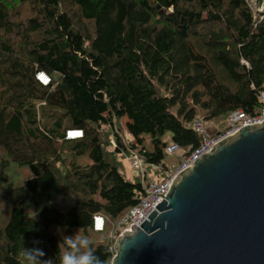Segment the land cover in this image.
<instances>
[{"label":"trees","instance_id":"trees-1","mask_svg":"<svg viewBox=\"0 0 264 264\" xmlns=\"http://www.w3.org/2000/svg\"><path fill=\"white\" fill-rule=\"evenodd\" d=\"M262 92L264 10L249 0H0V182L12 163L34 175L0 183V264H27L31 248L59 264L65 236L103 232L144 195L126 155L166 168L168 144L202 143L196 118L255 114ZM114 241L89 243L102 264Z\"/></svg>","mask_w":264,"mask_h":264},{"label":"water","instance_id":"water-1","mask_svg":"<svg viewBox=\"0 0 264 264\" xmlns=\"http://www.w3.org/2000/svg\"><path fill=\"white\" fill-rule=\"evenodd\" d=\"M156 207L110 264H264V121L214 143Z\"/></svg>","mask_w":264,"mask_h":264},{"label":"built area","instance_id":"built-area-1","mask_svg":"<svg viewBox=\"0 0 264 264\" xmlns=\"http://www.w3.org/2000/svg\"><path fill=\"white\" fill-rule=\"evenodd\" d=\"M39 81L47 84L50 79L48 75L43 72L38 73ZM261 107L259 111L255 114H247L242 110H237L229 113L226 118V126L219 129L215 134L208 135L207 125L208 121L204 120L202 117L196 118L192 122V128L203 136L202 143L196 149L185 150L176 143H170L165 148V153L168 156H175L179 160V165H166L165 176L158 180L151 174L155 175L156 172L160 171L161 167L157 165L151 166V174L147 173L146 165L143 159L136 153L132 154V165L141 174L144 181L145 193L140 198V201L131 207L118 221L115 222L114 229L111 233V238L116 240V238L122 233L126 228H129L131 224L140 225L148 215L155 210L156 205L160 203L165 195L167 194L173 179L182 172L185 168L190 166L193 161L206 152H209L214 143L219 142L230 134L236 132L244 126L255 124L264 121V92L260 94ZM82 136V131L80 129H73L67 132V139H76ZM124 142H128L132 139L130 133L126 132L124 135ZM105 219L101 215L94 217V230L103 231L105 227Z\"/></svg>","mask_w":264,"mask_h":264},{"label":"rangeland","instance_id":"rangeland-1","mask_svg":"<svg viewBox=\"0 0 264 264\" xmlns=\"http://www.w3.org/2000/svg\"><path fill=\"white\" fill-rule=\"evenodd\" d=\"M249 2L255 11L264 10V0H249ZM37 78H38V73H37ZM201 114L203 116L202 112H201ZM213 121L215 124H212V125L209 124L211 126L209 128V130H212V131H208L209 134L215 133L217 131V128L222 129L227 124L226 118L225 119L224 118H218V119H214ZM124 126H125V123H124V121H122L120 123L119 127L122 129L123 132L126 131ZM114 140L115 139H112V141H111L112 146H114ZM144 144L147 147V149L152 148L151 138L149 135H145ZM137 150H139V149H137ZM5 157H6L5 151L0 147V163H1L2 159ZM164 163H165V165H169V166L175 165V164L179 165V160L175 156H168L167 155ZM124 165H125L126 174L128 176L131 177L132 175H136L138 173V170L132 165V154H128L124 157ZM160 167H161L160 169L165 170V168L162 165H160ZM0 168H1V166H0ZM2 171H4V173L8 176L7 180L6 179L1 180L0 183L3 186H8L10 184L15 185V186L22 185L26 180L31 179L34 176L32 168L28 164L19 165L16 163H12L9 166H7L6 168H4ZM146 172L149 174L152 173L151 170H148V169ZM0 177H1V175H0ZM32 210H33L32 205L26 206V211H27L26 215L28 217H32V215H33ZM114 226H115V224L113 225L112 222L108 223L106 229L103 232H92L90 234V236L87 237V240L93 246H97L98 244H101V243H108V241L111 239V233L114 229ZM77 234L80 235L79 232Z\"/></svg>","mask_w":264,"mask_h":264},{"label":"clouds","instance_id":"clouds-1","mask_svg":"<svg viewBox=\"0 0 264 264\" xmlns=\"http://www.w3.org/2000/svg\"><path fill=\"white\" fill-rule=\"evenodd\" d=\"M34 243L39 242L34 241ZM64 245L67 250L60 255L59 264H102L85 237L79 235L74 238L72 235L65 236ZM43 255V251L39 248L25 249L24 252L27 264H46V260L41 261L38 258Z\"/></svg>","mask_w":264,"mask_h":264},{"label":"crops","instance_id":"crops-1","mask_svg":"<svg viewBox=\"0 0 264 264\" xmlns=\"http://www.w3.org/2000/svg\"><path fill=\"white\" fill-rule=\"evenodd\" d=\"M224 119H225V118H224ZM123 121H124V123H126V122H127V119L125 118ZM209 124L212 125V124H215V123H214L213 120H211L210 122L208 121V125H209ZM208 125H207V126H208ZM213 126H214V125H213ZM215 126H216V125H215ZM210 127H211L210 125L207 127V131H212V130H209ZM218 130H219V128H217V131H218ZM217 131H216V132H217ZM126 132H127V131H125L124 134H125ZM216 132H215V133H216ZM215 133H213V134H215ZM213 134H209V132H208V135H213ZM151 175L154 176L156 179H158V177H157L156 174H155V175L151 174ZM158 180H159V179H158Z\"/></svg>","mask_w":264,"mask_h":264}]
</instances>
